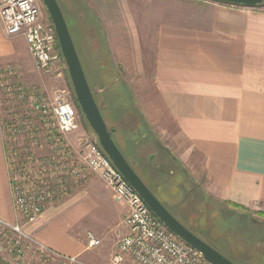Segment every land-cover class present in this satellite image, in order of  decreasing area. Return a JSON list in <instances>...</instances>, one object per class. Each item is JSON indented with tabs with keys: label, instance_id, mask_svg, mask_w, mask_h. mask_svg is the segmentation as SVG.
Instances as JSON below:
<instances>
[{
	"label": "crops",
	"instance_id": "crops-1",
	"mask_svg": "<svg viewBox=\"0 0 264 264\" xmlns=\"http://www.w3.org/2000/svg\"><path fill=\"white\" fill-rule=\"evenodd\" d=\"M84 1L107 51L138 77L141 116L161 148L213 201L264 220V5ZM141 51H151L146 64ZM10 61L33 63L25 39L8 37L0 19V66ZM1 124L0 114V218L13 221ZM85 218L84 208L50 206L27 230L62 255L108 264L106 244L85 256Z\"/></svg>",
	"mask_w": 264,
	"mask_h": 264
},
{
	"label": "rangeland",
	"instance_id": "rangeland-1",
	"mask_svg": "<svg viewBox=\"0 0 264 264\" xmlns=\"http://www.w3.org/2000/svg\"><path fill=\"white\" fill-rule=\"evenodd\" d=\"M56 1L107 128L113 130L112 137L116 146L137 175L173 217L185 227L189 226L195 230L204 242L226 259L234 264H264L263 219L243 214L240 209L220 205L205 195L165 155L156 137L154 136L155 140L150 133L153 138L150 145H136L130 149L125 139L129 138L133 127L129 126L128 122L131 115L136 118V122L142 115L137 102L138 77L132 78L129 73H124L115 55L107 51L102 25L96 15L87 8L84 0ZM37 4L41 20L45 23L51 22L42 0H38ZM141 52L145 64L148 63L151 51ZM33 63L27 62L26 67H22L21 64L10 61L0 66L7 68L0 71V114L11 198L10 177H14V174L10 161L7 164V154L16 153L13 157V165L16 166L14 172L17 168L28 174L33 172L36 164L25 166L24 161L27 156L32 155V159L39 160V164L48 166L44 182L53 189L54 197L47 203L42 216L50 206L64 205L75 210L84 208L86 218L79 224L78 229L80 228L84 239L85 256L91 258L106 244L109 261L118 237L125 233L122 226L126 214L125 206L113 199L103 181L87 168L83 160L85 145L98 142L75 104L65 64L61 61L51 72L43 73L39 72ZM103 76L108 80L105 78L100 81L99 78ZM117 83H120L129 95L131 113H124V117L121 110H116V106L107 107L108 96L113 90L110 87ZM59 93L63 94L65 102L75 107L80 121L79 129L68 135L58 133L51 115L40 116L37 120L36 107L41 103L52 102ZM12 127L20 128L21 133H11ZM30 132L34 135L32 139L28 138ZM131 150L132 153L129 152ZM145 163L163 165L164 175L161 176L164 177L148 175ZM12 211L13 221L0 219L21 227L30 238L40 242L27 230V226L38 224L41 219L25 223L23 215L14 211L13 199ZM89 232L100 241V244L92 249H87ZM0 264L8 263L0 257ZM76 264L96 263L78 257Z\"/></svg>",
	"mask_w": 264,
	"mask_h": 264
},
{
	"label": "built area",
	"instance_id": "built-area-1",
	"mask_svg": "<svg viewBox=\"0 0 264 264\" xmlns=\"http://www.w3.org/2000/svg\"><path fill=\"white\" fill-rule=\"evenodd\" d=\"M38 0H0V19L8 37L22 36L39 72H51L62 61L57 37L51 22L41 20ZM37 117L51 115L61 135L76 132L80 127L75 107L59 93L50 103L37 107ZM36 120V119H35ZM11 133H21L12 127ZM30 132V139L33 138ZM27 148L25 147V150ZM16 154V153H14ZM14 154H7L14 211L20 212L25 223L42 218L47 203L53 199V189L44 182L48 166L27 156L24 165L36 164L33 172H14ZM27 155V154H25ZM87 168L96 174L111 192L113 199L127 208L122 221L125 233L120 235L108 264H208L203 256L170 232L153 215L140 196L113 167L95 143L85 145L83 158ZM17 165V164H16ZM87 249L100 244L89 232ZM0 257L8 264H76L78 257L65 256L30 238L21 227L0 219Z\"/></svg>",
	"mask_w": 264,
	"mask_h": 264
},
{
	"label": "water",
	"instance_id": "water-1",
	"mask_svg": "<svg viewBox=\"0 0 264 264\" xmlns=\"http://www.w3.org/2000/svg\"><path fill=\"white\" fill-rule=\"evenodd\" d=\"M245 8L261 6L264 0H211ZM57 37L75 101L97 142L113 167L140 196L148 209L181 241L198 251L208 264H234L181 224L160 203L116 146L87 82L72 36L56 0H42Z\"/></svg>",
	"mask_w": 264,
	"mask_h": 264
},
{
	"label": "trees",
	"instance_id": "trees-1",
	"mask_svg": "<svg viewBox=\"0 0 264 264\" xmlns=\"http://www.w3.org/2000/svg\"><path fill=\"white\" fill-rule=\"evenodd\" d=\"M224 4V3H222ZM226 5H231V4H226ZM234 6H238V7H243V6H239V5H234ZM257 7H260V6H257ZM62 59V58H61ZM63 62V60H62ZM64 63V62H63ZM105 79V77H102ZM106 80H108L106 78ZM111 83V81H110ZM110 88H113L111 94L108 96L109 99L107 100V107L108 106H111V105H114L116 106V110H121L123 113V117H124V113H131V110H130V100H129V95L127 94V92L125 91V89L120 85V83L118 84H115L114 86H111ZM72 91V89H71ZM73 94V92H72ZM94 96V95H93ZM73 98H74V95H73ZM95 99V98H94ZM74 101H75V98H74ZM96 101V100H95ZM75 104L79 110V107L75 101ZM100 110V109H99ZM101 112V111H100ZM79 113L81 114L80 110H79ZM82 115V114H81ZM102 115V113H101ZM137 115V114H136ZM141 116V115H140ZM83 117V115H82ZM103 117V115H102ZM133 115H131V119L129 120L128 122V125L129 126H132V130H131V134L129 136L128 139H125V141H127V145L131 148H135L136 145H140V146H148L152 143V140L153 138L151 137V135L154 137V135L152 134V131L149 129V127L146 125L143 117L141 116V118L139 119L138 118V121L136 122V118L134 117ZM84 118V117H83ZM85 120V119H84ZM141 121V122H140ZM88 125V124H87ZM90 128V127H89ZM91 130V129H90ZM109 130V129H108ZM111 135L113 136V130H109ZM151 135H150V134ZM155 139V137H154ZM156 140V139H155ZM99 148V144L98 143H95ZM101 149V148H100ZM102 150V149H101ZM163 150V149H162ZM164 151V150H163ZM103 152V151H102ZM132 153V150L129 151ZM134 152V150H133ZM165 155L171 159L168 155L167 152H165ZM103 154L105 155V153L103 152ZM106 156V155H105ZM134 156H136L135 152H134ZM173 163L176 165V163L173 161ZM177 166V165H176ZM184 225V224H183ZM185 226V225H184ZM191 232H193L197 237H199L195 230H193L191 227L189 226H186ZM200 238V237H199ZM201 239V238H200Z\"/></svg>",
	"mask_w": 264,
	"mask_h": 264
},
{
	"label": "flooded vegetation",
	"instance_id": "flooded-vegetation-1",
	"mask_svg": "<svg viewBox=\"0 0 264 264\" xmlns=\"http://www.w3.org/2000/svg\"><path fill=\"white\" fill-rule=\"evenodd\" d=\"M46 10V9H45ZM98 76V75H97ZM106 78V76H103ZM100 81L101 80H104V78H99ZM151 158L149 159V161L151 162ZM145 170L146 172L148 173V175L152 176V175H155L156 177L158 176H161V175H164L162 174L164 168H163V165H159V164H152V163H145ZM179 170L184 174V172L179 168ZM178 172V171H177ZM170 173H174V172H170ZM177 175V174H176ZM161 177H164V176H161ZM148 187V186H147ZM179 187V186H178ZM149 188V187H148ZM150 189V188H149ZM159 189V187H158ZM152 191V190H151ZM154 194V193H153Z\"/></svg>",
	"mask_w": 264,
	"mask_h": 264
}]
</instances>
